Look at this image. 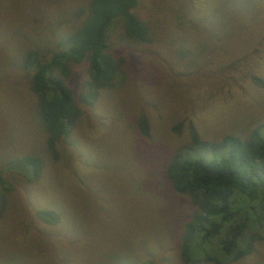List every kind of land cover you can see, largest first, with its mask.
I'll list each match as a JSON object with an SVG mask.
<instances>
[{
  "label": "rangeland",
  "instance_id": "1",
  "mask_svg": "<svg viewBox=\"0 0 264 264\" xmlns=\"http://www.w3.org/2000/svg\"><path fill=\"white\" fill-rule=\"evenodd\" d=\"M86 1L0 0V169L11 185L0 211V264H209L179 257L194 206L173 190L165 164L192 145V128L214 141L264 124V0H138L149 40L110 27L115 84L80 103L52 156L29 71L13 67L28 49H56ZM84 76V64L72 67L75 92ZM27 155L41 158L38 177L6 166ZM44 210L61 220L41 218ZM231 264H264V242Z\"/></svg>",
  "mask_w": 264,
  "mask_h": 264
},
{
  "label": "trees",
  "instance_id": "2",
  "mask_svg": "<svg viewBox=\"0 0 264 264\" xmlns=\"http://www.w3.org/2000/svg\"><path fill=\"white\" fill-rule=\"evenodd\" d=\"M137 4L138 0H87L74 11L79 25L56 43V49H28L13 67L29 71V89L35 95L45 145L52 156L57 154L59 139L69 134L81 115L80 103H93L102 89L115 84L120 61L109 52L110 27L119 23L128 40H149L147 24L134 11ZM77 64H84L85 76L75 92L70 82L72 67ZM138 125L148 135L147 120L142 118ZM262 126L245 137L225 134L214 141L201 140L192 128L195 149L181 147L168 158L165 177L194 206L178 245L185 263L231 264L264 242ZM6 166L26 178L31 176L28 179L38 177L43 167L36 155L15 158ZM10 187L0 169V211ZM39 214L48 221L61 220L53 211Z\"/></svg>",
  "mask_w": 264,
  "mask_h": 264
}]
</instances>
